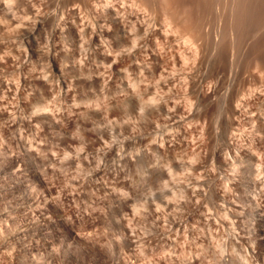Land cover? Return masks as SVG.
Listing matches in <instances>:
<instances>
[{
	"label": "rangeland",
	"instance_id": "rangeland-1",
	"mask_svg": "<svg viewBox=\"0 0 264 264\" xmlns=\"http://www.w3.org/2000/svg\"><path fill=\"white\" fill-rule=\"evenodd\" d=\"M92 1L0 0V264H264L252 0H196L202 46L174 0Z\"/></svg>",
	"mask_w": 264,
	"mask_h": 264
},
{
	"label": "bare ground",
	"instance_id": "bare-ground-1",
	"mask_svg": "<svg viewBox=\"0 0 264 264\" xmlns=\"http://www.w3.org/2000/svg\"><path fill=\"white\" fill-rule=\"evenodd\" d=\"M82 1H83V0H82ZM94 1H95V0H94ZM94 1H92V2L94 3ZM97 1H98V0H97ZM109 1L111 2V0H102V1L100 0L99 2H100V4H101V2H102V3H105V2H108V3H109ZM114 1H115V0H113L112 2H114ZM116 1H117V0H116ZM125 1H126V0H125ZM133 1H135V0H132V2H133ZM147 1H148V0H147ZM158 1L160 2V0H158ZM162 1H163V0H162ZM162 1H161V2H162ZM172 1H173V0H172ZM174 1L177 2V3H176L177 5H178V4H182V6H183V5L186 6V7H185V11L183 10V9H184V8H183L184 6H183V7L180 6V7H182V9H180V11H182V10H183L184 12H186V11H190L191 14L197 11V8H196V7H199V5L197 4V1H198V0H197V1H196V0H187V1H189L188 3H189L190 5H189L188 3H187V5L184 3V2H186V0H184V1L182 0L183 3H181V2L178 1V0H174ZM174 1H173V2H174ZM200 1H202V3H205L204 0H200ZM200 1H199V3H201ZM205 1H206V0H205ZM212 1H213V0H212ZM212 1H210V2L212 3ZM218 1H219V0H218ZM218 1H217V2H218ZM239 1H240V0H239ZM244 1H246V0H243L242 3H245ZM247 1H249V0H247ZM87 2H88V1H87ZM89 2H91V1H89ZM120 2H122V1H120ZM161 2H160L159 4H161ZM167 2H168V1L166 0V2H163V3H164V4H165V3L167 4ZM169 2H170V1H169ZM179 2H180V3H179ZM210 2L208 1V3H210ZM217 2H216V3H217ZM226 2H228V1H226ZM79 3H81V2H79ZM85 3H86V2H85ZM93 3H92V5H93ZM97 3H98V2H97ZM97 3H96V4H97ZM117 3H118V2H117ZM133 3H134V2H133ZM146 3H147V2H146ZM148 3L150 4V2H148ZM171 3H172V2H171ZM213 3H215V2H213ZM220 3H221V2H220ZM242 3H241V6H242ZM73 4H74V3H73ZM81 4H82V3H81ZM81 4H80V5H81ZM83 4H84V3H83ZM98 4H99V3H98ZM111 4L113 5V3H111ZM119 4H120V3H119ZM121 4H123V2H122ZM135 4H136V2H135ZM176 4L172 3L171 5L176 6ZM206 4H207V3H206ZM206 4H203V5H205V7H203V9L206 11V14H207L208 10H209V12L211 11L210 13H213L212 10H213L214 8L212 9V8L210 7V9H212V10H210V9H207V10H206L205 8L208 7V4H207V6H206ZM236 4H237V3H235V5L233 6L235 9H236V7H237ZM239 4H240V3H238V8H239ZM77 5H78V4H77ZM85 5H86V4H85ZM87 5H89V3H88ZM90 5H91V3H90ZM90 5H89V6H90ZM94 5H95V4H94ZM94 5H93V6H94ZM101 5L104 6V4H101ZM105 5L108 6L107 3H106ZM115 5H116V4H115ZM115 5H114V6H115ZM168 5L171 6L170 3H169ZM201 5H202V4H201ZM201 5H200V7H199L200 10L202 9V8H201V7H202ZM221 5H222V6L224 5V6L226 7L227 4L225 5L224 3H223V4L221 3ZM221 5H220V6H221ZM72 6H74L73 8H75V5H72ZM81 6H83V7H87V6H84V5H81ZM93 6H92V7H93ZM110 6H111V5H110ZM110 6H108V7H110ZM188 6H189V7H188ZM190 6H191V9L189 10L188 8H190ZM211 6H213V4H211ZM215 6H216V5H215ZM220 6H219V7H220ZM224 6H223V7H224ZM229 6H230V5H227L226 8H229V9H230V8L232 7V5H231L230 7H229ZM235 6H236V7H235ZM76 7H77V6H76ZM92 7H91V8H92ZM111 7H112V6H111ZM154 7H155V6H154ZM154 7H152V8L154 9ZM160 7H161V9H162V8L164 7V5H163V6H160ZM171 7H173V6H171ZM171 7H170V8H171ZM216 7H217V6H216ZM216 7H215V8H216ZM219 7H218V8H219ZM242 7H243V8H242ZM242 7H240V9L242 8V10H241V11H242L241 14L238 13V12H240V11H239L238 8H237L236 10H237L238 12H236V13H238V14L235 15V13H234L232 16H234V17H235V16H239V18H241V21H242V22H241V23L239 22L240 25H237V26H240V27L243 26V28H244V32L246 33L245 35H243V38L248 39V37H249V33H253V34H254V35H252V40L249 38V40H251V41H249V42H247L248 40L246 41V44L251 42V45H250V44H249V45L247 44L246 46H249V49H250V50H251V49L253 50V51H252L253 54H252L251 51H250L251 53H249V51L247 52V49L245 50V51L247 52V53H246L247 55H245V56H248V54H251L250 56H251V58H252V59L249 58V59H250L249 61H248V59H247V62H248V63H247V64H248V68H250V67L253 65V68H252V69L255 70V71H257L258 73L261 72L262 75L264 76V74H263V73H264V1H259V0H256V1L254 0V1H253V0H252V1L246 2ZM73 8H72V9H73ZM77 8H78V7H77ZM77 8H76V9H77ZM81 8H82V7H81ZM100 8H101V7H100ZM103 8H104V7H103ZM166 8H169V7L166 6ZM176 8H177V6H176ZM176 8L174 7V9H176ZM186 8H187V9H186ZM194 8H196V11H194V10H195ZM199 8H198V10H199ZM221 8H222V7H221ZM221 8H220V9H221ZM226 8H225V10H226ZM86 9H87V8H86ZM106 9H108V8H106ZM157 9H160V8H157ZM161 9H160V10H161ZM163 9H164V8H163ZM177 9H179V8H177ZM193 9H194V10H193ZM203 9L200 11V13H201L202 16H203V14H205V13H202V11H204ZM231 9H232V8H231ZM74 10H75V9H74ZM78 10H79V9H78ZM81 10H82V9H81ZM104 10H105V8H104ZM104 10H103V11H104ZM113 10H115V12L118 11V10L116 11V9H113ZM168 10H169V9H168ZM191 10H192V11H191ZM215 10H216V9H215ZM217 10H219V9H217ZM225 10H223V12H224ZM236 10H235V11H236ZM83 11H84V10H83ZM153 11H154V10H153ZM170 11H171V9H170ZM177 11H178V10H177ZM183 11H182V12H183ZM193 11H194V12H193ZM219 11H221V10H219ZM235 11H233V9H232V12H235ZM160 12H161V11H160ZM167 12H169V11H167ZM173 12H174V10L172 11V13H173ZM209 12H208V14H209ZM228 12H229V11L226 12L227 15L232 13V12H231V13H228ZM108 13H109V12H108ZM112 13H113V11H112ZM117 13L119 14V11H118ZM161 13H163V11H162ZM164 13H165V12H164ZM186 13H187V12H186ZM186 13H185V15H184V14H181V15H182V16L184 15L183 17H185V16H186ZM200 13H199V15H200ZM218 13H219V12H218ZM109 14H110V13H109ZM166 14H167V13H166ZM169 14L171 15L170 12H169ZM169 14H168V15H169ZM174 14H175V12H174ZM188 14H190V13H187V15H188ZM194 14H195V13H194ZM194 14H193V17H194V18L197 16V18H195L196 20H194L193 18L190 19L191 17H189V15H188L189 20H192L191 23H190V21L188 22V23H190L189 25H187V23L184 24V23L186 22V21H185L186 18H185V19L183 18L185 22H184V23H183V22L181 23V24H184V25H180L181 28H177V26H179V25L177 24V22L180 24L179 21H177V22L175 23V24H176V25H175V29H177V30L179 29V31L182 30V31H184V33L186 32V30L188 31V29H190V30L192 29V30H193L194 35H191L192 33H191L190 31H188V34L191 33L190 35L192 36V37H190V35H188V36H189L188 38H190L189 41H191L193 44L197 42L196 40H198V41L201 42V40H203V37H204L203 35H204V32H205V31L203 32L202 29H201V28H202L201 23H204V24H205V20H204L203 18H201V19H202V22H201L200 18H198L199 15L196 14V16H194ZM206 14H205V15H206ZM214 14H215V13H214ZM214 14H211V15H213V17L210 16L212 19L215 18ZM239 14H240V15H239ZM107 15H108V14H107ZM157 15H160V14L157 13ZM172 15H173V14H172ZM177 15H179V14H177ZM181 15H180V16H181ZM201 15H200V17H201ZM215 15H216V14H215ZM219 15H220V14H219ZM225 15H226V14H225ZM117 16H118V15H117ZM161 16H162V14H161ZM163 16L165 17L164 14H163ZM166 16H167V15H166ZM191 16H192V15H191ZM207 16L209 17V15H207ZM207 16H206V18L208 19ZM228 16H229V15H228ZM240 16H241V17H240ZM109 17H110V15H109ZM111 17H112V15H111ZM111 17H110V19H111ZM169 17H171V16H169ZM172 17H174V16H172ZM172 17H171V18H172ZM188 17H187V19H188ZM225 17H226V16H225ZM106 18H107V17H106ZM113 18H114V17H113ZM165 18H167V17H165ZM171 18H169V20H170ZM177 18H178V17H177ZM180 18H181V17H180ZM206 18H205V19H206ZM219 18H220V17H219ZM226 18H228V17H226ZM232 18H233V17H232ZM236 18H237V17H236ZM239 18H237V19H235V20L240 21ZM104 19H105V18H104ZM107 19H108V18H107ZM114 19H115V18H114ZM157 19H159V18H157ZM163 19H164V18H163ZM181 19H182V18H181ZM212 19H210L211 22H212ZM221 19H222V18H221ZM238 19H239V20H238ZM164 20H165V19H164ZM166 20H168V18H167ZM169 20L167 21V23H168V22L170 23ZM173 20H175V19L172 18V20H171L172 23L175 22V21H173ZM176 20H180V19H176ZM193 20H194V21H193ZM203 20H204V22H203ZM213 20H216V19H213ZM218 20H219V19H218ZM223 20H224V19H223ZM225 20H226V19H225ZM232 20H233V19H232ZM154 21H155V20H154ZM160 21H161V20H160ZM226 21H228V20H226ZM237 21H236V22H237ZM252 21H254V22H252ZM200 22H201V23H200ZM208 22H209V21H207V23H208ZM211 22H209V23H211ZM214 22H216V21H214ZM214 22H212V23H214ZM219 22H220V21H219ZM230 22H231V21H230ZM103 23H104V22H103ZM155 23H156V21H155ZM157 23H159V21H157ZM172 23H170L171 27L173 26ZM209 23L206 24V25H209ZM212 23H211V26L214 25V24L212 25ZM216 23H217V22H216ZM220 23H221V22H220ZM220 23H219L218 25H220ZM225 23H226V22H225ZM237 23H238V22H237ZM237 23H235V24H237ZM162 24H163V23H162ZM165 24H166V21H165ZM165 24H164V25H165ZM222 24H223V23H222ZM241 24H242V26H241ZM94 25H96V24H94ZM146 25H147V24H146ZM150 25H151V24H148V26H150ZM153 25H154V24H153ZM186 25H187L189 28H188V29L186 28V30H185ZM202 25H203V24H202ZM225 25H227V24H225ZM81 26H83V25H81ZM148 26H146V27H148ZM156 26H157V25H156ZM165 26H166V25H165ZM182 26H183V27H182ZM184 26H185V27H184ZM200 26H201V27H200ZM204 26H205V25H204ZM209 26H210V25H209ZM227 26H228V25H227ZM227 26H226V27H227ZM159 27H160V26H159ZM171 27H169V28H171ZM190 27H191V28H190ZM222 27H224V26L222 25ZM234 27H236V26H234ZM93 28H94V27H93ZM163 28H164V27H163ZM182 28H184V30H183ZM203 28H204V27H203ZM227 28H228V27H227ZM227 28H226V33H227ZM229 28H230V27H229ZM232 28H233V26H232ZM232 28H231V29H232ZM237 28H239V27H237ZM243 28H241V29H243ZM126 29H127V28H126ZM143 29H144V28H143ZM147 29H148V28H147ZM164 29H166V28H164ZM173 29H174V28H173ZM180 29H181V30H180ZM205 29H206V28H205ZM209 29H210V27H209ZM221 29H222V28H221ZM223 29H224V31H225V28H223ZM223 29H222V30H223ZM76 30H77V29H76ZM124 30H125V29H124ZM159 30H160V28H159ZM162 30H163V29H162ZM166 30H167V29H166ZM171 30H172V28H171ZM177 30H176V32H177ZM238 30H239V34H240V31H242V30H240V28L237 29V31L235 30V31H233V32H235V33L237 32V33H238ZM77 31H78V30H77ZM143 31H144V30H143ZM164 31H165V30H164ZM167 31H169V29H168ZM167 31H166V32H167ZM179 31L177 32L178 34H179ZM182 31H181V32H182ZM210 31H211V29H210ZM224 31H222L223 34H224ZM230 31H231V34H232V33H233L232 30H230ZM230 31H229V32H230ZM101 32H102V31H101ZM126 32H127V31H126ZM126 32H125V33H126ZM136 32H137V31H136ZM139 32H140V31H139ZM141 32H142V31H141ZM150 32H151V31H149V33H150ZM159 32H160V31H159ZM169 32H170V31H169ZM174 32H175V30H174ZM176 32H175V33H176ZM181 32H180V36H184V35L186 34V33H185V34L182 33V35H181ZM189 32H190V33H189ZM201 32H202V33H201ZM206 32H207V31H206ZM206 32H205V35L207 36V33H208V32H207V33H206ZM211 32H212V31H211ZM74 33H75V32H74ZM131 33H132V32H131ZM131 33H130V34H131ZM143 33H145V31H144ZM241 33H242V32H241ZM78 34H79V32H78ZM145 34H148V33H145ZM201 34H202V35H201ZM223 34H222V35H223ZM228 34H230V33H228ZM231 34H230V35H231ZM243 34H244V33H243ZM79 35H80V34H79ZM135 35H136V33H135ZM140 35H141V34H139L138 39L140 38ZM143 35H144V34H143ZM166 35H169V34H166ZM170 35H171V34H170ZM173 35H175V34H173ZM219 35H220V34H219ZM233 35H235V34H233ZM133 36H134V34H133ZM156 36H157V35H156ZM171 36H172V35H171ZM171 36H170V38H171ZM177 36H179V35H177ZM202 36H203V37H202ZM215 36H218V35H215ZM225 36H227V35H225ZM235 36H236V35H235ZM235 36H234V37H235ZM239 36H240V35H239ZM241 36H242V35H241ZM241 36H240V37H241ZM247 36H248V37H247ZM250 36H251V35H250ZM131 37H132V36H131ZM134 37H135V36H134ZM134 37H133V38H134ZM144 37H145V36H144ZM146 37H147V36H146ZM201 37H202V39H201ZM207 37H208V38H211V36H210V37L207 36ZM227 37H228V36H227ZM227 37H226V38H227ZM237 37H238V35L236 36V38H237ZM240 37H239V38H240ZM155 38H156V37H155ZM166 38L169 39V36L166 37ZM181 38H182V37H181ZM183 38H184V37H183ZM183 38H182V39H183ZM186 38H187V35H186ZM199 38H200V39H199ZM208 38H207V40H208ZM220 38H221V36H220ZM222 38H223V37H222ZM222 38H221L220 40H224V39H225V38H223V39H222ZM231 38H233V37H231ZM239 38L236 39V40H234V43H233V44L236 43V45H237V43H239ZM241 38H242V37H241ZM241 38H240V40H242ZM74 39H75V38H74ZM142 39H143V37H142ZM142 39H141V41H142ZM175 39H176V36H175ZM177 39H180V37H178ZM177 39H176V40H177ZM233 39H234V38H233ZM132 40H133V39H132ZM150 40H151V39H150ZM150 40H149V41H150ZM176 40H174V41H176ZM180 40H181V39H180ZM180 40H179L178 42H180ZM183 40H184V39H183ZM207 40L205 39L206 43H207ZM209 40L211 41V39H209ZM220 40H218V41H220ZM225 40H226V39H225ZM231 40H232V39H231ZM76 41H77V40H76ZM135 41H136V38H135ZM137 41H138V40H137ZM137 41H136V42H137ZM145 41H146V40H145ZM147 41H148V40H147ZM157 41H159V39H157ZM172 41H173V40H172ZM185 41H186V40H185ZM195 41H196V42H195ZM210 41H208L210 44H207V46H211V45H212L211 42H212V43H215V44H213V45L217 46L216 43H218V42H213V40H212L211 42H210ZM216 41H217V40H216ZM232 41H233V40H232ZM232 41H231V43H230L231 45H232ZM235 41H236V42H235ZM237 41H238V42H237ZM243 41H245V39L242 40V43H241V44H242V45H241L242 47H243V45H244ZM159 42H160V41H159ZM166 42H167V39H166ZM166 42H165V43H166ZM169 42H171V41H169ZM182 42H183V41H182ZM187 42H188V39H187ZM220 42H221V41H220ZM225 42H228V41H225ZM229 42H230V41H229ZM240 42H241V41H240ZM97 43H98V42H97ZM142 43L144 44V42H142ZM152 43H153V42H152ZM165 43H163V44L165 45ZM175 43H177V42H175ZM180 43H181V42H180ZM180 43H179V46L181 45ZM183 43H184V42H183ZM192 43H191L190 45H192ZM206 43H205V45H206ZM222 43H223V42H222ZM222 43H220V44H222ZM135 44H136V43H135ZM135 44H133V45H135ZM161 44H162V43H161ZM167 44H168V43H167ZM197 44L199 45L200 43H199V42L196 43L195 46H198ZM220 44L218 43V46H217V47H220ZM224 44H225V43H224ZM228 44H229V43H228ZM98 45H99V44H98ZM100 45H101V44H100ZM186 45H187V44H186ZM200 45H201V44H200ZM202 45H204V44L202 43ZM202 45H201V46H202ZM213 45H212V46H213ZM231 45H230V46H231ZM239 45H240V44L237 45V48H238ZM136 46H137V45H136ZM144 46H145V45H144ZM147 46H148V44H147ZM151 46H152V45H151ZM168 46H169V45H168ZM175 46H176V45H175ZM193 46H194V45H193ZM201 46H200V47H201ZM212 46H211V48H212ZM215 46H213V47H215ZM230 46H229V48H230ZM246 46H245V48H246ZM250 46H251V48H250ZM153 47H154V46H153ZM160 47H161V46H160ZM173 47H174V46H172V48H173ZM217 47H216V48H217ZM221 47H222V45H221ZM221 47H220V48H221ZM223 47L225 48V46H223ZM239 47H240V46H239ZM142 48H143V47H142ZM149 48H150V47H149ZM161 48H163V47H161ZM170 48H171V46H170ZM172 48H171V49H172ZM176 48H177V47H176ZM179 48H180V47H179ZM193 48H194V47H193ZM211 48H210V49H211ZM237 48L234 47V45H233V48H232V49H233V50H234V49L239 50L241 47H240L239 49H237ZM139 49H141V48H139ZM144 49H145V48H144ZM146 49H147V47H146ZM146 49H145V50H146ZM154 49H155V48H154ZM182 49H183V48H182ZM199 49H200V48H199ZM204 49H205V48H204ZM210 49H209V50H210ZM226 49H227V48H226ZM142 50H143V49H142ZM150 50H151V49H150ZM177 50H178V49H177ZM177 50L175 49V51H177ZM189 50H192V49H189ZM197 50H198V49H197ZM201 50H202V48H201ZM219 50H220V49H219ZM222 50H223V49H222ZM233 50H231L233 56H232L231 54H229V55H226V54H225V55H226L227 57H228V56H229V57H234V58L236 59V57H237V56L235 55L236 52L234 53ZM240 50H241V49H240ZM148 51H149V50H148ZM167 51H168V50H167ZM182 51H183V50H182ZM185 51H186V50H185ZM205 51H206V50H205ZM213 51H214V49H213ZM224 51H225V49H224ZM144 52H145V51H144ZM165 52H166V50H165ZM169 52H170V51H169ZM180 52H181V49H180ZM180 52H179V53H180ZM207 52H208V51H207ZM216 52H217V51H216ZM218 52H219V51H218ZM218 52H217V53H218ZM220 52H221V51H220ZM220 52H219V53H220ZM240 52H243V49H242V51H240ZM149 53H150V52H149ZM149 53H148V54H149ZM171 53H173V52H171ZM171 53H170V55H172ZM177 53H178V52H177ZM221 53H222V52H221ZM229 53H230V52H229ZM243 53H245V52H243ZM148 54H147V55H148ZM152 54H153V53H152ZM154 54H155V53H154ZM154 54H153V55H154ZM184 54H186V53L184 52ZM212 54H213V52H212ZM215 54H216V53H215ZM215 54H214V55H215ZM237 54H238V51H237ZM175 55H176V54H175ZM175 55H174L172 58H174ZM209 55H210V54H209ZM216 55L218 56V54H216ZM219 55H220V54H219ZM230 55H231V56H230ZM234 55H235L236 57H235ZM243 55H244V54H243ZM182 56H184V55H182ZM207 56H208V54H207ZM207 56H206V57H207ZM220 56H221V55H220ZM227 57H226V58H227ZM238 57L241 58L242 56L239 55ZM238 57H237V59H238ZM180 58H181V57H180ZM186 58H187V56H186ZM211 58H212V57H211ZM218 58H219V57H217V61H220V60H218ZM247 58H248V57H247ZM230 59H231V58H230ZM235 59L232 60L234 63L236 62ZM180 60H181V59H180ZM180 60H179V61H180ZM208 60H209V59H208ZM210 60H211V59H210ZM213 60H214V59H213ZM234 60H235V61H234ZM239 60H240V59H239ZM239 60H238L237 62H239ZM147 61H148V60H147ZM147 61H146L145 64H148V63L152 62V60H151L150 62H148V63H147ZM230 61H231V60H230ZM240 61H241V60H240ZM250 61H251L252 64L249 66ZM180 62H181V61H180ZM182 62H183V61H182ZM226 62H227V61H226ZM244 62H245V61H244ZM223 63H224V62H223ZM231 63H232V62H231ZM151 64H152V63H151ZM179 64H180V63H179ZM181 64H182V63H181ZM221 64H222V63H221ZM235 64H236V63H235ZM235 64L233 65V67L235 66ZM238 64H239V63H238ZM238 64H237V65H238ZM148 65H149V64H148ZM240 65H241V64H240ZM242 65H243V64H242ZM181 66H182V65H181ZM227 66H228V65H227ZM230 66L232 67V65H230ZM166 67H167V66H166ZM223 67H224V66H223ZM233 67H232V68H233ZM236 67H237V66H236ZM241 67H242V66H241ZM241 67H240V69H241ZM245 67L247 68V65H246ZM167 68H168V67H167ZM226 68H227V67H226ZM228 68H229V67H228ZM246 68H244V69L246 70ZM224 69H225V68H224ZM244 69H243V70H244ZM250 69H251V68H250ZM250 69H248V70H250ZM252 69H251V70H252ZM225 70H226V69H225ZM238 70H239V69H238ZM245 70H244V71H245ZM234 71H235V69H234ZM244 71H243V73H244ZM165 72H166V71H165ZM167 72H168V71H167ZM167 72H166V74H167ZM227 72H228V71H227ZM230 72H233V69H232V71H230ZM239 72H240V71H239ZM241 72H242V71H241ZM245 72H246V71H245ZM249 72H251V71H248V74H249ZM234 73H235V72H234ZM237 73H238V71H237ZM253 73H254V72H253ZM253 73H250V74H252L251 76H253ZM229 74H231V73H229ZM248 74H247V75H248ZM255 74H256V73H255ZM255 74H254L253 78L257 76V74H256V76H255ZM234 75H235V74H234ZM262 75L259 74L257 77H259V76L262 77ZM232 76H233V75H232ZM236 76H241V77H242V75H240V74H239V75H236ZM249 76H250V75H249ZM251 76H250V77H251ZM228 77H230V76H228ZM234 77H235V76H234ZM243 77H245V76H243ZM232 79H233V78H232ZM259 79H260V81L262 80V78H259ZM259 79H258V82H259ZM248 80H249V79H248ZM254 80H255V79H253V81H252V80H251V81H252L253 83H255V82L257 81V78H256L255 82H254ZM241 81H242V80H241ZM262 81H264V78H263ZM236 82H237V81H236ZM242 83H243V81H242ZM246 83H247V82H246ZM248 83H249V82H248ZM240 84H241V83H240ZM258 84L260 85V84H262V82H261V83L259 82ZM258 84H256V85H258ZM263 84H264V82H263ZM242 85H243V84H242ZM247 85H248V84H247ZM250 85H251V84H250ZM250 85H249V86H250ZM253 85H255V84H253ZM244 86H245V84H244ZM249 86H248V87H249ZM251 86H252V85H251ZM261 86H263V85H261ZM245 87H246V86H245ZM255 87H256V86H255ZM257 87H258V86H257ZM242 88H243V87H242ZM242 88H241V89H242ZM250 88H252V87H250ZM253 88H254V86H253ZM261 88H262V87H261ZM243 90H244V89H243ZM245 90L247 91V88H246ZM249 90H250V89H249ZM252 90H253V89H252ZM255 90H256V89H255ZM250 91H251V90H250ZM257 91H258V90H257ZM260 91H263V90L261 89ZM234 92H235V94H236V91H234ZM244 92H245V91H244ZM247 92H248V91H247ZM252 92H253V91H252ZM258 92H259V91H258ZM230 95H231V94H230ZM245 95H246V94H245ZM262 95H263V94H262ZM231 96L233 97V95H231ZM240 96H241V95H240ZM243 97H244V96H243ZM231 99H232V98H231ZM235 99H237V98L235 97ZM262 99H263V98H262ZM263 100H264V99H263ZM237 101H238V100H237ZM260 102H262V100H261ZM263 102H264V101H263ZM233 103H235V102H233ZM261 104H262V103H261ZM240 105H241V103H240ZM234 108H235V107H234ZM251 108H252V107H251ZM236 109H237V107H236ZM252 109H253V108H252ZM259 109H260V107H259ZM255 110H256V109H255ZM255 110H254V111H255ZM251 111H252V110H251ZM256 111H257V110H256ZM258 112H262V111H258ZM246 113H247V112H246ZM248 113H249V112H248ZM248 113H247V114H248ZM256 113H257V112H256ZM262 113H263V112H262ZM257 114H258V116H259V117H258L259 120H260V118L264 117V113H263V114H259V113H257ZM257 114H255V115H257ZM252 115H253V114H252ZM249 116H250V115H249ZM256 117H257V116H256ZM247 118H248V117H247ZM262 119L264 120V118H262ZM254 120H256V118H255ZM259 120H258V121H259ZM251 121H253V119H252ZM261 121H262V120H261ZM261 121H259V122H261ZM261 123L263 124V122H261ZM261 123H259V125H260ZM263 125H264V124H263ZM260 128H261V127H260ZM255 129H256V128H255ZM257 129H258V128H257ZM253 130H254V129H253ZM259 130H261V129H259ZM254 132H256V131H254ZM261 133H262V132H261ZM7 172H8V170H7ZM11 172H12V171H11ZM8 173H9V172H8ZM10 174H11V173H9V175H10ZM194 183H195V182H194ZM237 210H238V209H237ZM240 212H241V211H240ZM240 214H241V213H240ZM236 216H237V214H236ZM238 216H239V215H238Z\"/></svg>",
	"mask_w": 264,
	"mask_h": 264
}]
</instances>
